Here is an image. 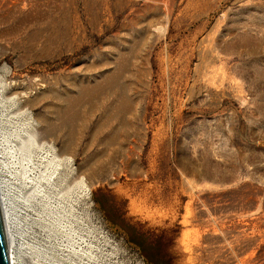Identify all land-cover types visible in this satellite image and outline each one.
<instances>
[{
    "label": "rangeland",
    "instance_id": "374dc122",
    "mask_svg": "<svg viewBox=\"0 0 264 264\" xmlns=\"http://www.w3.org/2000/svg\"><path fill=\"white\" fill-rule=\"evenodd\" d=\"M0 178L16 264H264V0H0Z\"/></svg>",
    "mask_w": 264,
    "mask_h": 264
},
{
    "label": "bare ground",
    "instance_id": "6f19581e",
    "mask_svg": "<svg viewBox=\"0 0 264 264\" xmlns=\"http://www.w3.org/2000/svg\"><path fill=\"white\" fill-rule=\"evenodd\" d=\"M48 133V132H47ZM0 209L3 218L5 236L7 241V251H8V260L9 264H16L14 256V243H15V234L13 232V222L11 219V212L8 208L5 192H4V184L2 179L0 178Z\"/></svg>",
    "mask_w": 264,
    "mask_h": 264
},
{
    "label": "trees",
    "instance_id": "16d2710c",
    "mask_svg": "<svg viewBox=\"0 0 264 264\" xmlns=\"http://www.w3.org/2000/svg\"><path fill=\"white\" fill-rule=\"evenodd\" d=\"M128 229L132 232V240L138 244L143 250H146L148 247L151 246V241L149 240L148 236L140 231L138 228L133 226L132 224L126 223Z\"/></svg>",
    "mask_w": 264,
    "mask_h": 264
},
{
    "label": "water",
    "instance_id": "95a60500",
    "mask_svg": "<svg viewBox=\"0 0 264 264\" xmlns=\"http://www.w3.org/2000/svg\"><path fill=\"white\" fill-rule=\"evenodd\" d=\"M0 264H9L7 241H6V236H5L1 209H0Z\"/></svg>",
    "mask_w": 264,
    "mask_h": 264
}]
</instances>
